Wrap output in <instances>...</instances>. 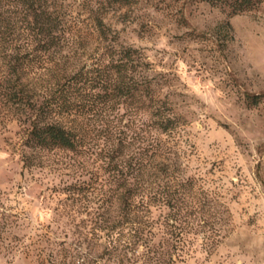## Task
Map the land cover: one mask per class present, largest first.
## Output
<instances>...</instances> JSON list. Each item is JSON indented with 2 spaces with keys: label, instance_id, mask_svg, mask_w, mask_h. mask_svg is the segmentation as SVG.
Returning a JSON list of instances; mask_svg holds the SVG:
<instances>
[{
  "label": "trees",
  "instance_id": "obj_1",
  "mask_svg": "<svg viewBox=\"0 0 264 264\" xmlns=\"http://www.w3.org/2000/svg\"><path fill=\"white\" fill-rule=\"evenodd\" d=\"M206 1L229 15L264 3ZM135 2L0 0V116L27 126L26 166L43 152L74 155V180L59 190L74 221L68 264H177L200 235L208 249L223 236L217 191L190 172L188 121L162 90L167 75L107 21Z\"/></svg>",
  "mask_w": 264,
  "mask_h": 264
},
{
  "label": "rangeland",
  "instance_id": "obj_2",
  "mask_svg": "<svg viewBox=\"0 0 264 264\" xmlns=\"http://www.w3.org/2000/svg\"><path fill=\"white\" fill-rule=\"evenodd\" d=\"M107 21L167 75L162 90L188 121L190 172L217 191L219 244L200 235L177 264H264V3L229 15L206 0H137ZM26 134L0 116V264H68L74 221L59 190L74 180V155L43 152L26 166Z\"/></svg>",
  "mask_w": 264,
  "mask_h": 264
}]
</instances>
